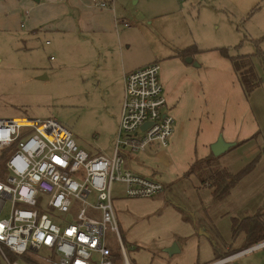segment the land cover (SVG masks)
Returning <instances> with one entry per match:
<instances>
[{"label": "rangeland", "instance_id": "rangeland-1", "mask_svg": "<svg viewBox=\"0 0 264 264\" xmlns=\"http://www.w3.org/2000/svg\"><path fill=\"white\" fill-rule=\"evenodd\" d=\"M32 2L21 0L17 6L11 2L13 26L0 31V118L56 119L73 132L81 148L110 156L116 120L97 82L99 51L90 42L91 51L82 40L56 34L50 23L40 30L34 21L44 19L53 7L33 9ZM114 4L118 17L131 23L119 26L126 56L143 59L159 48L168 53L173 44L193 45L209 56L225 47L231 56L249 55L262 78L249 96L259 128L245 149L229 150L240 149L233 173L253 166L223 200L212 198L211 188L201 184L197 173L169 185L156 207V200H113L130 264H204L215 254L220 256V247L241 250L243 235L234 237L231 222L256 214L264 204V0H114ZM108 50H114L110 39ZM218 163L215 160L212 169ZM3 166L0 161V171ZM113 190L114 197L125 196L122 183L116 182ZM119 215L125 216V224ZM106 237L120 251L115 235L108 232ZM173 244L179 251L170 254L167 249ZM0 264H7L2 256ZM231 264H264V248L237 255Z\"/></svg>", "mask_w": 264, "mask_h": 264}, {"label": "built area", "instance_id": "built-area-1", "mask_svg": "<svg viewBox=\"0 0 264 264\" xmlns=\"http://www.w3.org/2000/svg\"><path fill=\"white\" fill-rule=\"evenodd\" d=\"M91 1L109 6L104 0ZM160 71L159 62H150L124 75L110 156L81 148L73 132L56 119L0 118V150L13 147L0 179V256L7 264H130L113 188L122 183L129 199L155 197L165 190L163 181L127 167L130 153L166 148L174 134ZM47 127L59 132L51 139ZM108 232L117 238L120 251L107 240ZM259 248L264 240L240 254ZM234 255L205 264H231Z\"/></svg>", "mask_w": 264, "mask_h": 264}, {"label": "crops", "instance_id": "crops-1", "mask_svg": "<svg viewBox=\"0 0 264 264\" xmlns=\"http://www.w3.org/2000/svg\"><path fill=\"white\" fill-rule=\"evenodd\" d=\"M34 1L36 3L30 4L32 8L53 7V10L43 17L44 19L34 21L36 26L39 25L40 30L43 25L50 23L49 28L53 27V32L56 34H69L79 41H84V47L89 51H91L88 48L90 43L93 45H91L92 48L99 51L101 68L97 82L102 86V96L107 99L108 104L110 103L112 113H115L116 124L121 115L124 99V75L150 62L161 64L160 79L163 83L168 111L175 119V131L166 148L157 149L151 146L145 152L130 153L127 167L140 174L163 181L165 190L155 197L128 200L126 196H116L113 200H128L127 202L131 203L156 200V207L160 205L158 204L160 196L166 192L169 185L182 177H187L188 169L196 160L204 159L211 154V144L217 141L219 136L236 144L249 140L248 138H251L259 128L260 123H258L255 109L252 108L250 97L244 93L232 62L221 52L212 51V55L209 56L204 53V50L191 45L189 47L195 51L183 57V51L189 47L184 48L173 44L169 47L168 53L159 48L157 52L143 59L134 55L126 56L122 50L123 38L119 26H123L122 23L124 26L131 25V23L125 18L118 17L114 0H104L109 4L105 8L94 5L90 0ZM11 2L17 6L21 0H0L1 12L4 7L6 8V13L5 11L0 13V31L2 29L9 31L13 26V20L9 17ZM108 39L112 40L113 53L108 50ZM189 57L191 61L187 62L186 58ZM250 143L247 141L239 147L245 149ZM239 150L224 152L220 159L218 157L216 160L219 162L216 169L225 167L229 171H236L237 169L231 168L236 166L232 164L238 163L237 152ZM259 210L264 213V204ZM124 217V215H119L123 224L126 223ZM242 235V243H244L245 235ZM246 248L242 246L241 250H234L230 246H226L225 249L220 247L219 257L242 255L240 252ZM228 250L234 253L227 254ZM237 255H234V258ZM215 258H217L216 254ZM211 260L209 259L208 262Z\"/></svg>", "mask_w": 264, "mask_h": 264}, {"label": "trees", "instance_id": "trees-1", "mask_svg": "<svg viewBox=\"0 0 264 264\" xmlns=\"http://www.w3.org/2000/svg\"><path fill=\"white\" fill-rule=\"evenodd\" d=\"M194 51L195 50H193L192 47H189V49L183 51L182 56L187 57ZM220 52L232 62L244 93H246L247 96H250L252 91L258 87L262 81V78L257 75L254 69L252 58L249 55L231 56L225 47L220 48ZM247 141L249 140L236 143L229 150L239 147L240 144ZM12 148L13 147L11 146L0 150V161L2 163L6 160V157ZM217 158L218 157L211 153L204 159L196 160L186 174L187 176L193 175V173H197V175L199 174L201 184L211 188L212 198L216 201H221L229 195L232 188L235 187L240 179L251 171L253 163L241 168L239 172L233 173L225 167L222 169H212V164ZM204 165L206 166L204 167ZM3 167L4 170L2 169ZM3 167L0 171V179H3V176L5 175V163ZM231 228L234 237H238L242 234L245 235V241L243 244L244 246L249 247L264 239V213L258 210L256 214L245 216L241 218V220L235 217L233 218ZM9 256L15 258V256L10 253Z\"/></svg>", "mask_w": 264, "mask_h": 264}, {"label": "water", "instance_id": "water-1", "mask_svg": "<svg viewBox=\"0 0 264 264\" xmlns=\"http://www.w3.org/2000/svg\"><path fill=\"white\" fill-rule=\"evenodd\" d=\"M191 61V57L187 59V62ZM232 146H234V143L228 142L222 138V136H219L217 138V141L211 144V153L216 156L220 157L224 152L228 151ZM170 254H174L175 252H178V247L176 244L171 245L168 249Z\"/></svg>", "mask_w": 264, "mask_h": 264}, {"label": "bare ground", "instance_id": "bare-ground-1", "mask_svg": "<svg viewBox=\"0 0 264 264\" xmlns=\"http://www.w3.org/2000/svg\"><path fill=\"white\" fill-rule=\"evenodd\" d=\"M44 131H45L46 135L51 139L55 136L56 132H59V130H57V129L55 130L54 127H47V128H45Z\"/></svg>", "mask_w": 264, "mask_h": 264}]
</instances>
